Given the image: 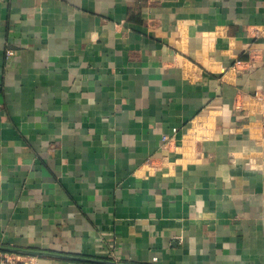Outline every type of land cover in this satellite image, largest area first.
Masks as SVG:
<instances>
[{
	"label": "crops",
	"instance_id": "1",
	"mask_svg": "<svg viewBox=\"0 0 264 264\" xmlns=\"http://www.w3.org/2000/svg\"><path fill=\"white\" fill-rule=\"evenodd\" d=\"M0 246L264 264V0H0Z\"/></svg>",
	"mask_w": 264,
	"mask_h": 264
},
{
	"label": "water",
	"instance_id": "2",
	"mask_svg": "<svg viewBox=\"0 0 264 264\" xmlns=\"http://www.w3.org/2000/svg\"><path fill=\"white\" fill-rule=\"evenodd\" d=\"M0 250L2 252H12V253H17V254L32 255V256L67 257V258L80 259V260L89 261V262H96L99 264H129V263L110 261V260H97V259H92V258L68 256V255L56 254V253L42 251V250H31V249H25V248H14V247H2V246H0Z\"/></svg>",
	"mask_w": 264,
	"mask_h": 264
},
{
	"label": "built area",
	"instance_id": "3",
	"mask_svg": "<svg viewBox=\"0 0 264 264\" xmlns=\"http://www.w3.org/2000/svg\"><path fill=\"white\" fill-rule=\"evenodd\" d=\"M7 55H13L12 50L7 51ZM173 132H177V128H172ZM168 134H165L163 138L169 140ZM0 264H40L35 256L17 254L12 252H1L0 253Z\"/></svg>",
	"mask_w": 264,
	"mask_h": 264
}]
</instances>
